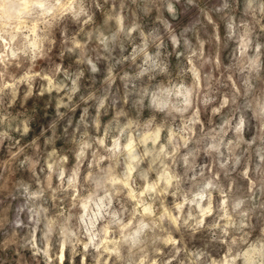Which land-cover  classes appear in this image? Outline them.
Wrapping results in <instances>:
<instances>
[{
	"label": "clouds",
	"instance_id": "clouds-1",
	"mask_svg": "<svg viewBox=\"0 0 264 264\" xmlns=\"http://www.w3.org/2000/svg\"><path fill=\"white\" fill-rule=\"evenodd\" d=\"M0 264H264V0H0Z\"/></svg>",
	"mask_w": 264,
	"mask_h": 264
}]
</instances>
